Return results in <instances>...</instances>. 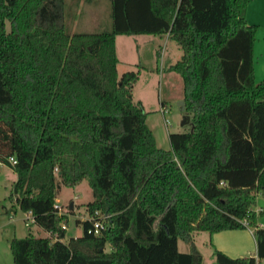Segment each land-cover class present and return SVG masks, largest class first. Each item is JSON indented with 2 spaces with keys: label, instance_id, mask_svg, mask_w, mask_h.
<instances>
[{
  "label": "trees",
  "instance_id": "trees-1",
  "mask_svg": "<svg viewBox=\"0 0 264 264\" xmlns=\"http://www.w3.org/2000/svg\"><path fill=\"white\" fill-rule=\"evenodd\" d=\"M249 1L110 0V31L69 34L63 0H0V163L16 174L9 198L47 234L11 240L13 264H202L194 233L246 228L256 257L214 250L215 264H264L251 211L264 193V79ZM119 35L168 36L182 52L168 70L190 122L167 149L133 102L140 72L118 75ZM81 182L87 214L108 226L95 235L76 221L81 234L65 243L71 211L59 216L54 202Z\"/></svg>",
  "mask_w": 264,
  "mask_h": 264
},
{
  "label": "rangeland",
  "instance_id": "rangeland-1",
  "mask_svg": "<svg viewBox=\"0 0 264 264\" xmlns=\"http://www.w3.org/2000/svg\"><path fill=\"white\" fill-rule=\"evenodd\" d=\"M110 11V0H63L65 29L69 34L110 31L112 24ZM152 40L153 42L149 43ZM117 54L122 60L117 68L119 77L125 71L123 64L126 61L136 62L131 72L140 73L132 89L133 102L140 105L146 113V125L152 131L156 145L163 149L169 148V135L189 128L188 125L181 126L185 116L180 107V102L183 101L181 78L177 73L162 71L168 66L167 62H164L165 58L168 62L179 60L182 56L181 50L175 42H171L166 37L120 35L117 39ZM260 68L264 69V66L256 67L257 78H260ZM14 176L13 171L0 165V264H13L10 252L11 240L23 239L29 234L46 236V233L36 225L26 226L28 221H24L25 216L19 210L15 215L10 214L13 198L9 197ZM8 199H11L10 204ZM91 200L92 194L88 183L81 182L74 188H61L54 203L58 204L65 213L69 211L68 207L73 202L72 211L67 213L65 239L81 234V226L76 221L82 222V219L86 217L85 206ZM197 210L201 217L206 218L204 208L197 207ZM195 243L200 254L203 255L202 264H210L212 247L209 234L205 231L197 233ZM187 247L182 240L178 241V251L185 252ZM109 250L110 245L107 244L105 252Z\"/></svg>",
  "mask_w": 264,
  "mask_h": 264
},
{
  "label": "crops",
  "instance_id": "crops-1",
  "mask_svg": "<svg viewBox=\"0 0 264 264\" xmlns=\"http://www.w3.org/2000/svg\"><path fill=\"white\" fill-rule=\"evenodd\" d=\"M246 22L249 25L256 26L257 27V33H256V39L253 45V50H254V64H253V69L255 71V80L256 82H259L264 79V69L260 68V78H257V69L256 67L264 66V0H250L247 8H246ZM120 36V35H119ZM166 39L168 36H165ZM115 41V48H116V54H117V39ZM152 43V41H149V43ZM157 45V43H156ZM157 50V49H156ZM155 52V51H154ZM118 58V65L117 68L121 65L122 60L117 54ZM168 59V58H167ZM255 59H256V65H255ZM178 60H175L174 62H168V60H164V62H167L168 66L162 69L163 70H168L170 66H173L175 62ZM136 65L135 61H126L123 64V67L125 68V72H131V69ZM165 66V65H164ZM169 71V70H168ZM171 72V71H169ZM170 146V145H169ZM5 167V166H3ZM8 168V167H6ZM10 169V168H9ZM11 170V169H10ZM13 171V170H11ZM15 179L12 181V183L16 180V174H15ZM12 183H11V190H12ZM10 190V193H11ZM13 198V204H10V200L8 199V203L10 204V214L15 215L18 207L17 204H15V197ZM196 201L202 202V199L199 197L195 198ZM8 209H6L7 211ZM251 211H253L256 216H258V227L264 229V193L258 192L255 195V203L253 204ZM9 214V215H10ZM26 217V214H24ZM11 217V215H10ZM24 221H26L24 219ZM33 224V223H32ZM35 225V224H34ZM26 226H30L26 222ZM31 227V226H30ZM38 227V226H37ZM80 227V226H79ZM39 228V227H38ZM40 229V228H39ZM42 230V229H41ZM254 229L246 228L243 230H234V231H223V232H218L210 236V246L212 247V258L210 261V264H215V258H214V250H218L222 252L223 254L227 255L231 259L235 258H253L256 257V239L255 235H253ZM199 233V232H197ZM197 233H194L192 235V241L194 243V246L197 250V252L200 253V251L197 248V245L195 243L196 241V235ZM80 235V234H79ZM75 235L73 238L79 236ZM47 236V234H46ZM39 237V236H37ZM69 239H65L63 242H67ZM188 246V245H187ZM178 249V245H177ZM189 251V246L187 247V250L185 252L181 253H187ZM180 252V251H178ZM202 255V254H201ZM203 258V255H202ZM204 262V258L202 259V263Z\"/></svg>",
  "mask_w": 264,
  "mask_h": 264
},
{
  "label": "built area",
  "instance_id": "built-area-1",
  "mask_svg": "<svg viewBox=\"0 0 264 264\" xmlns=\"http://www.w3.org/2000/svg\"><path fill=\"white\" fill-rule=\"evenodd\" d=\"M9 163L12 165V164H15V160L13 158H11L9 160ZM1 166L2 163H0ZM54 209L57 211V214L59 216H63V215H67V212L63 213L62 212V209L61 207L55 203L54 205ZM108 215H101L99 212H94L93 215H89L87 214L86 217L84 219H82V222H85V221H90L92 222V229L89 230V232H92L93 234L97 235L99 234L100 232L104 231L105 228L108 226ZM25 220L28 221V225H31L33 223V217L30 215V214H26V217H25ZM246 226V224H244ZM62 228L64 230H66V226H62Z\"/></svg>",
  "mask_w": 264,
  "mask_h": 264
},
{
  "label": "water",
  "instance_id": "water-1",
  "mask_svg": "<svg viewBox=\"0 0 264 264\" xmlns=\"http://www.w3.org/2000/svg\"><path fill=\"white\" fill-rule=\"evenodd\" d=\"M180 107H181V110L184 112V111H185V107L183 106V101L180 102ZM189 122H190V118L187 117V116H184V117H183V121H182V123H181V126L188 125ZM68 209H69V211H72V209H73V202L70 203Z\"/></svg>",
  "mask_w": 264,
  "mask_h": 264
}]
</instances>
